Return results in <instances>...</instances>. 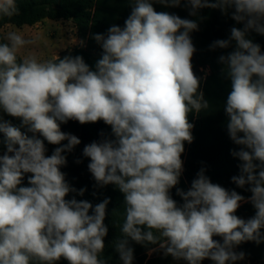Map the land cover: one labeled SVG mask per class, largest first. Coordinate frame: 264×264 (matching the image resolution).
<instances>
[{
	"label": "clouds",
	"instance_id": "1",
	"mask_svg": "<svg viewBox=\"0 0 264 264\" xmlns=\"http://www.w3.org/2000/svg\"><path fill=\"white\" fill-rule=\"evenodd\" d=\"M130 3L124 27L92 35L102 49L94 67L81 55L24 54L35 40L19 31L0 37V264H108L101 257L110 198L95 206L77 200L86 189L71 186L61 171L64 153L81 143L61 130L70 120L103 121L115 137L85 145L82 155L98 187L114 185L123 194L120 235L113 242L122 264H133L132 242L149 255L162 252L186 264H236L246 255L235 251L238 246L264 243V52L251 38L264 36V0ZM154 3L183 4L199 20L200 10H219L242 25L231 27L229 38L215 40L210 50L233 47L218 62L230 86L223 105L227 133L240 146L231 152L241 162L231 182L250 192L247 198L213 183L204 168L187 191L176 187L184 144L194 139L189 114L205 112L209 101L200 88L206 77L197 76L192 64L190 34L199 30L198 19L158 12ZM19 15L17 0H0V20ZM45 141L57 145L51 155ZM173 188L183 203L173 199ZM242 203L252 205V217L236 214Z\"/></svg>",
	"mask_w": 264,
	"mask_h": 264
},
{
	"label": "trees",
	"instance_id": "2",
	"mask_svg": "<svg viewBox=\"0 0 264 264\" xmlns=\"http://www.w3.org/2000/svg\"><path fill=\"white\" fill-rule=\"evenodd\" d=\"M17 5L20 10L19 16L0 20V37H3L1 30L9 24L21 28L26 25L33 26L46 19L71 20L78 30L79 37L85 40L86 44L83 47H75L66 51L60 57L68 54L81 55L90 67H94L95 61L101 57L102 52L94 47L95 40L91 37L103 27L101 13L104 0H17ZM257 39L258 36H255L253 41L259 44ZM260 46L264 52V45ZM226 54L220 52L214 56V66L211 67L208 75L201 72L198 67L194 70L197 76L206 77L202 79L200 88L205 99L209 101V108L198 115L189 114V121L194 125L192 129L194 139L191 144L187 142L184 144L185 151L181 157L184 162V171L180 183L176 187L187 191L198 171L204 168L205 175L213 183L220 184L228 190H236L247 198L251 193L238 188L231 182L232 176L239 175L238 165L241 162L231 155L232 150L238 151L240 146L235 145L229 138L226 127L227 116L223 110L230 86L229 82L221 76L224 65L218 62V58L220 55ZM4 119L10 120L13 125H20L19 119L7 115H4ZM61 125L66 126L61 129L63 132L75 135L81 141L73 152L64 153L67 164L61 168V171L66 174V180L71 186L77 190L86 189L83 196H76L77 200H87L95 206L105 198H110L104 221L108 227V234L105 237V249L101 258L107 259L108 264H122L118 253L114 250L113 242L120 235L118 225L123 220V194L114 185L98 187L87 168L90 161L82 155L85 145L93 141L115 139L111 127L104 124L103 121L81 125L77 121L70 120ZM22 131H26V129H22ZM28 135L32 134L28 133ZM39 138L43 139V137ZM2 139L3 134H0V140ZM62 143H67V141ZM45 146L47 148L46 155H51L57 147V145L48 144L47 141H45ZM3 151L4 147L0 144V154H3ZM77 160L81 162L76 163ZM24 184L27 185V176ZM73 195L75 193L70 194L68 198L71 199ZM171 195L178 204L183 203L181 197L176 195V188L171 190ZM114 210H116L115 213ZM254 212L250 203H242L236 214L241 218L248 219L254 215ZM215 239L219 240L220 238L215 237ZM131 246L134 248L133 264H186L185 261H174L170 256L165 257L162 252H154L149 255L148 248L134 242L131 243ZM148 247L154 246L149 245ZM235 251H243L246 254L245 259L237 261L236 264H264V243L257 245L255 242H246L238 246ZM57 264H68V262L61 259ZM202 264H213V262L206 259L202 261Z\"/></svg>",
	"mask_w": 264,
	"mask_h": 264
},
{
	"label": "crops",
	"instance_id": "3",
	"mask_svg": "<svg viewBox=\"0 0 264 264\" xmlns=\"http://www.w3.org/2000/svg\"><path fill=\"white\" fill-rule=\"evenodd\" d=\"M156 11H168L170 13L179 15L181 18L198 19L189 15V10L183 4L178 8H165L158 3L153 4ZM131 13L130 0H104L102 8L101 19L103 27L97 34H105L109 27L118 25L124 27V22ZM203 20L198 19L199 30L191 33L193 44L196 52L192 58L193 69L200 68V71L205 75L210 73V69L214 66V56L220 52L228 53L233 50V47L228 49L210 50V45L218 39H228L230 36L231 27H242L231 19L229 15H223L219 10L202 9L199 12ZM72 23V30L74 33L61 34L58 22ZM8 31H19L25 38L35 40L34 45L27 46L23 50L24 54H34L40 59H50L57 55L61 56L64 52L70 51L75 47H80V41L83 40L78 35V30L71 20H50L46 19L43 22L37 23L33 26L17 27L15 25H6L1 34L4 35ZM62 32L64 30H61ZM258 36L257 41L260 45H264V36L251 34V38ZM252 38V39H253ZM84 41V45L86 41ZM94 47L102 52L101 47L94 41ZM61 125V129H63Z\"/></svg>",
	"mask_w": 264,
	"mask_h": 264
},
{
	"label": "rangeland",
	"instance_id": "4",
	"mask_svg": "<svg viewBox=\"0 0 264 264\" xmlns=\"http://www.w3.org/2000/svg\"><path fill=\"white\" fill-rule=\"evenodd\" d=\"M58 26H59V29H60V33L61 34H70V33H74V30H72V23L70 22H62V21H59L58 22ZM61 30H64L63 32Z\"/></svg>",
	"mask_w": 264,
	"mask_h": 264
}]
</instances>
